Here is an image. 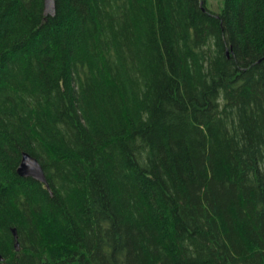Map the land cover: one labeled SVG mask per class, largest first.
Returning a JSON list of instances; mask_svg holds the SVG:
<instances>
[{
  "label": "trees",
  "instance_id": "obj_1",
  "mask_svg": "<svg viewBox=\"0 0 264 264\" xmlns=\"http://www.w3.org/2000/svg\"><path fill=\"white\" fill-rule=\"evenodd\" d=\"M55 1L0 0V264H264V0Z\"/></svg>",
  "mask_w": 264,
  "mask_h": 264
},
{
  "label": "water",
  "instance_id": "obj_2",
  "mask_svg": "<svg viewBox=\"0 0 264 264\" xmlns=\"http://www.w3.org/2000/svg\"><path fill=\"white\" fill-rule=\"evenodd\" d=\"M56 9V1L55 0H44L43 13L45 16L54 15ZM18 175L20 176H30L36 180H39L46 184L48 187V183L46 180V176L44 173V169L34 156L30 155L27 152H23L21 156V160L16 169ZM14 239H17L16 229H12ZM18 243L15 242V247H17ZM1 259V257H0Z\"/></svg>",
  "mask_w": 264,
  "mask_h": 264
},
{
  "label": "rangeland",
  "instance_id": "obj_3",
  "mask_svg": "<svg viewBox=\"0 0 264 264\" xmlns=\"http://www.w3.org/2000/svg\"><path fill=\"white\" fill-rule=\"evenodd\" d=\"M219 3V0H207V5L211 9H215Z\"/></svg>",
  "mask_w": 264,
  "mask_h": 264
}]
</instances>
